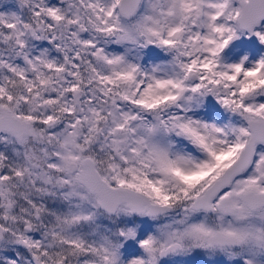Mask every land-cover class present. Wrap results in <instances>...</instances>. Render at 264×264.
<instances>
[{
	"label": "snow or ice",
	"instance_id": "1",
	"mask_svg": "<svg viewBox=\"0 0 264 264\" xmlns=\"http://www.w3.org/2000/svg\"><path fill=\"white\" fill-rule=\"evenodd\" d=\"M15 4L0 264H264V0Z\"/></svg>",
	"mask_w": 264,
	"mask_h": 264
},
{
	"label": "rangeland",
	"instance_id": "2",
	"mask_svg": "<svg viewBox=\"0 0 264 264\" xmlns=\"http://www.w3.org/2000/svg\"><path fill=\"white\" fill-rule=\"evenodd\" d=\"M11 1L13 2V0H0V10H6L7 7H9V9H13L12 5H10ZM257 46L258 41H256L255 38L248 40L244 37H241L240 40L234 41L230 48L226 50V59L231 62L241 58L244 55H248L250 59H255L258 55H260V51H256V53L254 52ZM261 51L264 53V48H262ZM220 111L222 112V110ZM148 224L149 222L145 219L143 222L144 228H147ZM203 259L208 260L207 257H204ZM162 264H167V262H162Z\"/></svg>",
	"mask_w": 264,
	"mask_h": 264
},
{
	"label": "flooded vegetation",
	"instance_id": "3",
	"mask_svg": "<svg viewBox=\"0 0 264 264\" xmlns=\"http://www.w3.org/2000/svg\"><path fill=\"white\" fill-rule=\"evenodd\" d=\"M262 48H264V45H259V43H258V46L255 48V51L254 52L256 53V51L257 52L260 51L259 53L261 54L262 53V51H261Z\"/></svg>",
	"mask_w": 264,
	"mask_h": 264
},
{
	"label": "trees",
	"instance_id": "4",
	"mask_svg": "<svg viewBox=\"0 0 264 264\" xmlns=\"http://www.w3.org/2000/svg\"><path fill=\"white\" fill-rule=\"evenodd\" d=\"M10 5H12L13 9H15L16 7L15 0H13V2L11 1ZM6 10H9V7H7Z\"/></svg>",
	"mask_w": 264,
	"mask_h": 264
}]
</instances>
